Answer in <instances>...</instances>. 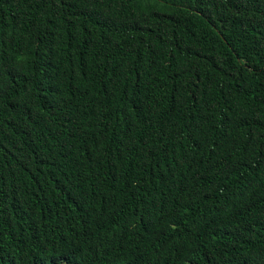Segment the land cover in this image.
Here are the masks:
<instances>
[{"label": "trees", "instance_id": "16d2710c", "mask_svg": "<svg viewBox=\"0 0 264 264\" xmlns=\"http://www.w3.org/2000/svg\"><path fill=\"white\" fill-rule=\"evenodd\" d=\"M0 264H264V0H0Z\"/></svg>", "mask_w": 264, "mask_h": 264}]
</instances>
